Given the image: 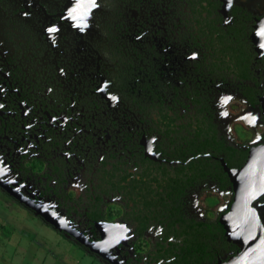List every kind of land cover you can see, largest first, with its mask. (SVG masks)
Segmentation results:
<instances>
[{"label": "flooded vegetation", "instance_id": "af4514ba", "mask_svg": "<svg viewBox=\"0 0 264 264\" xmlns=\"http://www.w3.org/2000/svg\"><path fill=\"white\" fill-rule=\"evenodd\" d=\"M263 103L264 0H0V197L99 264L235 255Z\"/></svg>", "mask_w": 264, "mask_h": 264}, {"label": "water", "instance_id": "95a60500", "mask_svg": "<svg viewBox=\"0 0 264 264\" xmlns=\"http://www.w3.org/2000/svg\"><path fill=\"white\" fill-rule=\"evenodd\" d=\"M227 172L235 194L221 223L228 240L237 245L238 252L224 264H264V206L258 203L264 195V144L250 149L241 168L227 169ZM90 250L98 251L93 245Z\"/></svg>", "mask_w": 264, "mask_h": 264}, {"label": "rangeland", "instance_id": "374dc122", "mask_svg": "<svg viewBox=\"0 0 264 264\" xmlns=\"http://www.w3.org/2000/svg\"><path fill=\"white\" fill-rule=\"evenodd\" d=\"M0 264H99L60 234L0 197Z\"/></svg>", "mask_w": 264, "mask_h": 264}, {"label": "snow or ice", "instance_id": "6c2138e0", "mask_svg": "<svg viewBox=\"0 0 264 264\" xmlns=\"http://www.w3.org/2000/svg\"><path fill=\"white\" fill-rule=\"evenodd\" d=\"M48 31H49V32H54V31H56V28H54V27H52V28H49V29H48ZM113 99H116V98H115V97H113Z\"/></svg>", "mask_w": 264, "mask_h": 264}]
</instances>
